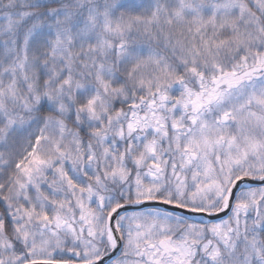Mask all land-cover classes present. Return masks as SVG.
I'll return each instance as SVG.
<instances>
[{
	"label": "snow or ice",
	"instance_id": "1",
	"mask_svg": "<svg viewBox=\"0 0 264 264\" xmlns=\"http://www.w3.org/2000/svg\"><path fill=\"white\" fill-rule=\"evenodd\" d=\"M0 264H264V0H0Z\"/></svg>",
	"mask_w": 264,
	"mask_h": 264
},
{
	"label": "water",
	"instance_id": "2",
	"mask_svg": "<svg viewBox=\"0 0 264 264\" xmlns=\"http://www.w3.org/2000/svg\"><path fill=\"white\" fill-rule=\"evenodd\" d=\"M223 215V214H222ZM198 219V218H197Z\"/></svg>",
	"mask_w": 264,
	"mask_h": 264
}]
</instances>
